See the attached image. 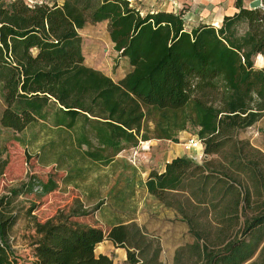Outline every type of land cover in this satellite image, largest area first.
<instances>
[{"label": "trees", "instance_id": "16d2710c", "mask_svg": "<svg viewBox=\"0 0 264 264\" xmlns=\"http://www.w3.org/2000/svg\"><path fill=\"white\" fill-rule=\"evenodd\" d=\"M236 5L220 26L191 27L183 11L142 13L129 0H0L1 126L21 133L42 124L52 134L43 150L66 152L55 163L70 167L63 182L75 187L89 177L74 171L67 152L110 166L141 140L179 142L180 132L197 127L203 161L174 158L163 172L152 170L145 186L187 223L194 264H264V154L235 136L264 117V68L254 63L264 54V8ZM103 21L131 67L118 81L85 63L80 30ZM247 147L253 152H242ZM7 165L0 152V178ZM127 167L134 190L136 168ZM37 185L42 196L60 188L52 175L31 174L0 195V264H17L15 201ZM124 190L115 187L111 196L125 202ZM36 209L28 210L35 264H115L95 253L106 239L127 249V264H163L135 223L116 221L108 230L83 224L76 217L88 212L80 200L45 219Z\"/></svg>", "mask_w": 264, "mask_h": 264}, {"label": "rangeland", "instance_id": "374dc122", "mask_svg": "<svg viewBox=\"0 0 264 264\" xmlns=\"http://www.w3.org/2000/svg\"><path fill=\"white\" fill-rule=\"evenodd\" d=\"M26 1L35 3L41 0ZM245 28L241 26V32ZM80 34L87 65L111 75L115 80L128 72L129 62L115 50L107 22L88 24L80 30ZM4 106L0 95V116ZM197 131V127L189 125L186 131L178 134L179 142L158 138L141 140L138 146L120 152L116 156V162L110 166L99 162L91 163L82 157V152H67L68 159L71 160L73 156L72 162H77L76 168L73 167L74 171H85L89 177L85 181H79L78 187H75L74 184L66 186L63 182V177L70 167L55 163L56 159L66 152H50L48 148L43 150V145L50 140L52 134L44 130L42 124L17 133L11 128L2 127L0 123V152L8 159L5 173L0 178V195L8 193L12 188H21L31 174L44 180L52 175L60 182V188L48 195L42 196L40 192L35 191L16 198V209L20 217L12 232L11 243L17 264H35L30 246L33 226L28 210L31 206L37 205L33 214L45 219L55 215L60 209L68 213L76 206L77 200H80L88 212L76 217L79 222L105 230L116 221L135 223L146 242L150 243V255L158 251L163 264H194L195 258L186 248L194 242L187 223L182 221L177 211L151 195L145 182L149 172L161 169L167 156L170 158L181 153L187 158L202 162L203 158L195 157L197 152L188 150L185 146L191 136H198ZM235 136L238 140H247L251 147L264 154V117L254 125L238 130ZM56 139L59 137L56 136ZM142 142H147L145 145L150 147L143 149ZM59 150H63V147H59ZM242 152L253 151L247 147ZM128 165L136 168L137 181L134 190L128 188V179L133 174V169L128 168ZM115 187L120 191L125 189V202L121 198L116 200L111 196ZM124 193L122 192L123 195ZM181 247L185 249L182 258L177 261L175 255ZM136 252L139 253V249ZM124 264H127V261Z\"/></svg>", "mask_w": 264, "mask_h": 264}, {"label": "crops", "instance_id": "0c3cea01", "mask_svg": "<svg viewBox=\"0 0 264 264\" xmlns=\"http://www.w3.org/2000/svg\"><path fill=\"white\" fill-rule=\"evenodd\" d=\"M129 1L131 2L132 6L136 7L142 13L155 12L159 10H167L174 12L183 11L185 20L187 21L188 26L191 27L198 26L200 24H212L215 26H220L223 23L224 18L226 16H232L236 12H238L236 0H129ZM251 1L253 0H244V6L249 7ZM103 22L108 23V21H103ZM123 58L127 59L126 57ZM254 63H255V67L264 68V54L256 55L254 58ZM125 74L122 75L117 80H115L111 75L109 74L107 75L111 76L115 81H118L122 79L125 76ZM182 156L183 154L181 153L171 156L170 158L167 156L164 165L161 167V169L157 171L163 172L165 170L166 163L170 162L174 158L182 157ZM32 233H33L32 236H34L35 234L34 228L32 230ZM31 243L30 246L33 254L34 247L31 245ZM95 253L96 255L105 254L112 257L114 259L115 264H124V262L127 260L126 249L123 247H118L117 245H115L113 241L107 239L97 244L95 248ZM114 256H118V258L116 259V257ZM33 261H36V258L34 256H33Z\"/></svg>", "mask_w": 264, "mask_h": 264}, {"label": "built area", "instance_id": "2783aa9c", "mask_svg": "<svg viewBox=\"0 0 264 264\" xmlns=\"http://www.w3.org/2000/svg\"><path fill=\"white\" fill-rule=\"evenodd\" d=\"M30 4H34V3H30ZM142 143H143V149H148L150 147V145H148V146L145 145V143H147V142H142ZM185 146H186V149L194 150L195 152H197L195 157L200 156L203 159L206 157L205 151H204V145H203L201 139L199 138V136H191L188 139ZM203 159H202V161H203ZM41 190H42L41 186L37 185L35 187L36 192H40Z\"/></svg>", "mask_w": 264, "mask_h": 264}, {"label": "water", "instance_id": "95a60500", "mask_svg": "<svg viewBox=\"0 0 264 264\" xmlns=\"http://www.w3.org/2000/svg\"><path fill=\"white\" fill-rule=\"evenodd\" d=\"M249 7L251 9L264 8V2H263V0H253V1L250 2Z\"/></svg>", "mask_w": 264, "mask_h": 264}]
</instances>
